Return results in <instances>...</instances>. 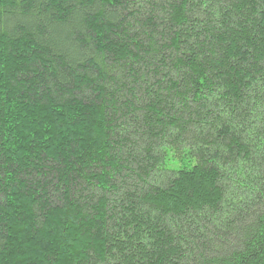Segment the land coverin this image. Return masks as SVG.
<instances>
[{
	"label": "trees",
	"instance_id": "trees-1",
	"mask_svg": "<svg viewBox=\"0 0 264 264\" xmlns=\"http://www.w3.org/2000/svg\"><path fill=\"white\" fill-rule=\"evenodd\" d=\"M0 264H264V0H0Z\"/></svg>",
	"mask_w": 264,
	"mask_h": 264
}]
</instances>
